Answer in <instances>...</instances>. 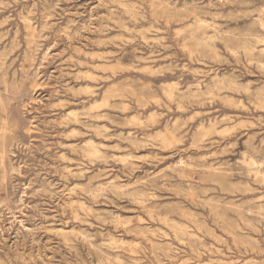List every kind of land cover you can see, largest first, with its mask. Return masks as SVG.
<instances>
[{
    "label": "rangeland",
    "instance_id": "rangeland-1",
    "mask_svg": "<svg viewBox=\"0 0 264 264\" xmlns=\"http://www.w3.org/2000/svg\"><path fill=\"white\" fill-rule=\"evenodd\" d=\"M0 264H264V0H0Z\"/></svg>",
    "mask_w": 264,
    "mask_h": 264
},
{
    "label": "bare ground",
    "instance_id": "bare-ground-1",
    "mask_svg": "<svg viewBox=\"0 0 264 264\" xmlns=\"http://www.w3.org/2000/svg\"><path fill=\"white\" fill-rule=\"evenodd\" d=\"M30 50V49H29Z\"/></svg>",
    "mask_w": 264,
    "mask_h": 264
}]
</instances>
